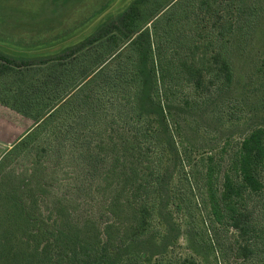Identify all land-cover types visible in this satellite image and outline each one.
I'll return each mask as SVG.
<instances>
[{
  "label": "trees",
  "instance_id": "obj_1",
  "mask_svg": "<svg viewBox=\"0 0 264 264\" xmlns=\"http://www.w3.org/2000/svg\"><path fill=\"white\" fill-rule=\"evenodd\" d=\"M40 1L52 3V20L10 6L37 36L65 30L84 0ZM113 1L38 47L73 36ZM257 4L131 0L55 52L0 49V105L32 121L0 157V264H198L166 256L181 226L174 214L194 188L213 227L233 232L228 246L213 239L224 262L264 264V119L225 163L183 130L264 78V53L248 79L235 70L261 29ZM258 102L248 110L264 113V95Z\"/></svg>",
  "mask_w": 264,
  "mask_h": 264
},
{
  "label": "rangeland",
  "instance_id": "obj_2",
  "mask_svg": "<svg viewBox=\"0 0 264 264\" xmlns=\"http://www.w3.org/2000/svg\"><path fill=\"white\" fill-rule=\"evenodd\" d=\"M11 1L12 6H21L38 11L34 19L38 23L54 18V15L51 14L54 7L50 2L42 4L40 0ZM130 1L114 0L110 7L105 9L85 28L82 27L78 30L73 36L53 46L38 47L42 43L56 40L68 34L72 27H78L99 9L106 0H84L65 15L63 20V24L66 26L65 30H58L62 25L59 28H57V25H53L54 30L50 29L48 31L45 28L41 30L43 32L39 36L32 33V29L36 30V27L31 28L28 24L31 21L28 16L12 11L10 9L11 4L6 0H0V49L11 54L22 55L55 52L66 44L80 40L105 14L123 9ZM255 1L260 8L264 9V0ZM42 5H45V7L42 8ZM260 25L261 29H259L258 36L249 54L239 55L235 58L236 75L242 77L243 80L250 77L253 67L260 61L259 55L264 53V20H261ZM263 80L264 78L255 79V85L241 89L237 95L220 98L217 103L209 106L204 113H198V115L185 121L183 124L184 135L197 147L199 153H213L217 160L225 163L236 143L253 126L263 121L264 113L248 110L260 103L258 98L264 95ZM242 102L244 108L241 107ZM31 123L30 119L0 105V157ZM224 142H229L226 153L221 150ZM222 159L224 160L222 161ZM193 192V196L185 199L183 210L174 214L175 221H178L181 226L178 241L167 251L166 256L173 262L180 257L193 256L198 264H226L220 257L213 239L217 238L220 244L228 246L227 242L233 239V232L217 231L209 221L207 210L199 204L200 198H203V190L199 189L197 191L194 188ZM87 207L88 205L83 209L89 210ZM227 246L225 248L228 250ZM227 255L231 258L229 253Z\"/></svg>",
  "mask_w": 264,
  "mask_h": 264
}]
</instances>
